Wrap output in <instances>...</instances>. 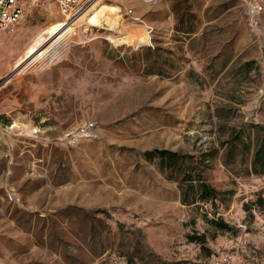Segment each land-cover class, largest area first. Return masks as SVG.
Masks as SVG:
<instances>
[{"label": "rangeland", "instance_id": "374dc122", "mask_svg": "<svg viewBox=\"0 0 264 264\" xmlns=\"http://www.w3.org/2000/svg\"><path fill=\"white\" fill-rule=\"evenodd\" d=\"M248 1L105 0L92 24L89 7L68 17L55 0L20 1L0 31L13 153L0 163V264H264V211L244 207L264 197L243 145L264 135V11L252 25ZM89 122L94 133L66 138ZM163 148L190 166L206 154L214 204L182 202V172L146 157ZM202 233L209 255L189 238Z\"/></svg>", "mask_w": 264, "mask_h": 264}, {"label": "trees", "instance_id": "16d2710c", "mask_svg": "<svg viewBox=\"0 0 264 264\" xmlns=\"http://www.w3.org/2000/svg\"><path fill=\"white\" fill-rule=\"evenodd\" d=\"M251 62H249L250 64ZM243 145L252 153L251 165L255 173L264 175V135L258 137L251 145L249 142H243ZM232 146V145H231ZM231 149V147H230ZM230 149L227 151L230 153ZM146 157L153 159L159 157L163 166L167 168H174L175 170L182 172V202L187 205H192L198 201L204 203L212 202L213 204L219 198L221 193L217 188L211 185L203 175L204 167L207 165L206 154H201L196 160V166H190L187 163L188 158H193L194 156H189L187 154H182L178 151L170 149H155L146 152ZM200 166V167H199ZM245 210L248 212L249 216H254L253 208H258L264 211V197L259 195L257 199L253 202H247L244 204ZM209 222L215 229L218 230H230L232 226L226 222L223 218H208ZM189 238L193 242L200 243L203 251L208 255L211 250L207 246L206 234H190ZM125 264H136L134 258L128 259Z\"/></svg>", "mask_w": 264, "mask_h": 264}, {"label": "built area", "instance_id": "2783aa9c", "mask_svg": "<svg viewBox=\"0 0 264 264\" xmlns=\"http://www.w3.org/2000/svg\"><path fill=\"white\" fill-rule=\"evenodd\" d=\"M21 0H0V31L11 30L13 26L20 20L23 14V6L21 5ZM61 12L71 17L73 14L79 12L80 10H85L90 7L97 0H55ZM148 3H155L159 0H145ZM264 11L263 0H249L247 7V18L252 25H255L259 20V15ZM127 12L131 15L133 14V9L130 8ZM136 21H141V16H133ZM149 28V26H147ZM152 29V28H150ZM13 127V126H12ZM10 127V129H12ZM94 123L89 122L83 124L80 129L67 132L65 135L73 143L77 141V135H90V133L95 132ZM9 129L8 124L4 121L3 116L0 114V163L3 159L10 160L13 157L11 149L4 147L6 145L5 139L3 138L4 131Z\"/></svg>", "mask_w": 264, "mask_h": 264}, {"label": "bare ground", "instance_id": "6f19581e", "mask_svg": "<svg viewBox=\"0 0 264 264\" xmlns=\"http://www.w3.org/2000/svg\"><path fill=\"white\" fill-rule=\"evenodd\" d=\"M101 3L97 5V1H95L88 9H93L89 14L83 13L81 16L82 22L86 21V24H92L91 22L88 23V19L86 20L87 16L92 14L97 9H102L100 6L105 3V0H100ZM69 23L66 21L60 22L57 25L51 27L47 31H45L33 44L32 48L28 52L26 59L30 60L38 55L42 54L51 44H54L64 33L65 30L68 29ZM148 31V30H147ZM149 33V32H148ZM150 34V33H149ZM53 40V41H52ZM51 41V44L45 47L49 42Z\"/></svg>", "mask_w": 264, "mask_h": 264}]
</instances>
